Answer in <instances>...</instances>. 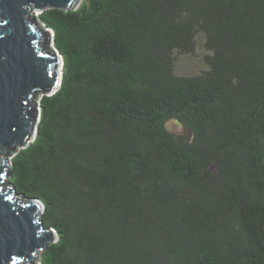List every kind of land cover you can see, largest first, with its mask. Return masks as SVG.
Listing matches in <instances>:
<instances>
[{
    "label": "trees",
    "instance_id": "1",
    "mask_svg": "<svg viewBox=\"0 0 264 264\" xmlns=\"http://www.w3.org/2000/svg\"><path fill=\"white\" fill-rule=\"evenodd\" d=\"M37 18L61 84L5 160L57 235L39 264H264V0H82ZM200 35L205 69L177 75Z\"/></svg>",
    "mask_w": 264,
    "mask_h": 264
},
{
    "label": "water",
    "instance_id": "2",
    "mask_svg": "<svg viewBox=\"0 0 264 264\" xmlns=\"http://www.w3.org/2000/svg\"><path fill=\"white\" fill-rule=\"evenodd\" d=\"M81 2L0 0V264H37L56 241L55 231L45 228L40 216L41 201L17 192L8 181L12 165L5 157L10 160L33 142L38 101L53 95L61 84L62 57L50 44L52 51L44 47L48 39L52 43L53 33L38 26L37 16L52 8L73 11Z\"/></svg>",
    "mask_w": 264,
    "mask_h": 264
},
{
    "label": "rangeland",
    "instance_id": "3",
    "mask_svg": "<svg viewBox=\"0 0 264 264\" xmlns=\"http://www.w3.org/2000/svg\"><path fill=\"white\" fill-rule=\"evenodd\" d=\"M37 22L38 26L41 29H45V26L43 27L40 25L42 23ZM48 30V28H47ZM49 31H51L49 29ZM50 45L52 46V43L50 41ZM206 53L204 49V36L200 35L197 37V44L195 47L194 53L190 54H182V55H177L176 61H175V73L177 75H185V76H190V75H197L199 74L203 69H205V64L203 62V55ZM39 96H36L34 98V102L37 105ZM166 129L175 134V135H183V136H188V132L183 128V126L173 120H170L166 123L165 125ZM42 213V210L40 211V214ZM37 264H39V261L36 260Z\"/></svg>",
    "mask_w": 264,
    "mask_h": 264
},
{
    "label": "snow or ice",
    "instance_id": "4",
    "mask_svg": "<svg viewBox=\"0 0 264 264\" xmlns=\"http://www.w3.org/2000/svg\"><path fill=\"white\" fill-rule=\"evenodd\" d=\"M9 199H11V197H9Z\"/></svg>",
    "mask_w": 264,
    "mask_h": 264
},
{
    "label": "bare ground",
    "instance_id": "5",
    "mask_svg": "<svg viewBox=\"0 0 264 264\" xmlns=\"http://www.w3.org/2000/svg\"><path fill=\"white\" fill-rule=\"evenodd\" d=\"M59 71H60V68H59Z\"/></svg>",
    "mask_w": 264,
    "mask_h": 264
}]
</instances>
